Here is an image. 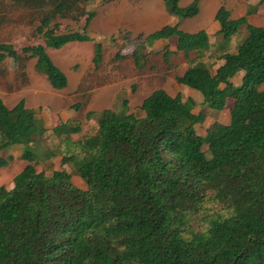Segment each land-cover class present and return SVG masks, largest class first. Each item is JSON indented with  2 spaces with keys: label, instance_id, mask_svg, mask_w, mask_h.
Returning a JSON list of instances; mask_svg holds the SVG:
<instances>
[{
  "label": "trees",
  "instance_id": "1",
  "mask_svg": "<svg viewBox=\"0 0 264 264\" xmlns=\"http://www.w3.org/2000/svg\"><path fill=\"white\" fill-rule=\"evenodd\" d=\"M92 1L0 0V25L10 24L9 9L27 12L32 36L43 43L22 55L12 44L0 43V66L15 59L22 73L32 59L37 76L66 88L68 79L47 50L91 39L71 30L54 34L50 27L58 20L78 23ZM164 1L180 19L200 11L199 0L186 9L180 0ZM261 7L264 0L238 19L224 6L217 10L222 63L214 71L203 60L211 50L209 35L185 33L178 24L149 35L143 45L173 37L174 50L114 56L117 62L132 58L138 71L158 74L176 68L182 57L189 66L174 77L178 85L201 93L208 109L222 112L228 99L233 107L228 124L203 136L196 126L206 115L193 113V99L162 89L143 100L140 114L130 112L127 99L119 109L88 113V119L97 117L95 135L76 143L81 156L63 158L73 164L85 190L65 171H36L42 156L57 155L40 150L39 139L49 129L24 99L13 108L0 100V152L18 147L27 163L10 190L0 187V264H264V24L248 22ZM244 29L231 52L233 38ZM92 62L99 70L100 43L94 44ZM50 132L70 144L81 129L66 122ZM12 160L0 158V168Z\"/></svg>",
  "mask_w": 264,
  "mask_h": 264
},
{
  "label": "rangeland",
  "instance_id": "2",
  "mask_svg": "<svg viewBox=\"0 0 264 264\" xmlns=\"http://www.w3.org/2000/svg\"><path fill=\"white\" fill-rule=\"evenodd\" d=\"M194 0H180L179 7L186 9ZM260 0H199V14L194 18L180 19L168 9L164 0H93L85 10L86 14L78 23L58 20L52 23V33L76 31L90 37L89 42L70 43L60 50H47L52 62L67 77L66 88H57L51 81L35 74V60L25 62L26 69L20 72L21 64L15 59L7 60L0 66V100L8 108H13L20 100L26 101L28 108L36 109L43 119L47 133L39 139L42 153L50 151L56 153L49 159L42 156L35 165L37 172L51 175L54 171H65L71 176V182L79 189L85 190L86 185L76 174L72 163H65L64 157L82 155L77 142L94 136L97 130L96 115L87 118L88 113H99L102 110L118 108L123 99L128 100L129 110L133 114H140L139 107L143 100L153 91L162 89L170 96L181 95L183 100L192 98L196 101L194 114L204 113L205 121L196 126L201 136L207 134L212 124L218 126L229 123V111L233 107V100L226 101L222 112L206 108L203 99L195 92H187L185 86L175 82L174 77L181 75L189 66L182 57L178 58L177 67L168 73L158 74L149 70L138 71L132 58L122 62L114 60L118 53L131 56L136 50L142 53L162 51L165 47L174 50L176 39L171 37L147 45L146 37L157 33L166 26L178 24L185 33L205 31L210 37L211 50L204 56V62L212 64L213 71L221 65L218 60L217 36L218 24L214 20L217 10L224 6L232 19L244 16L249 7H257ZM250 9V8H249ZM263 9V11H262ZM264 7L259 8L248 17L249 24L263 26ZM4 15V14H3ZM10 24L0 25V43H10L18 55L27 47L43 44L41 39L32 36L33 27L30 25L31 14L16 10H8ZM87 22V24H86ZM246 35L245 29L233 38L229 47L231 52L236 50ZM100 43L103 48V62L99 70L93 65L94 44ZM140 46L143 47L140 49ZM210 54H213L210 57ZM193 58V54H191ZM150 63L153 60L149 59ZM150 65H147L149 67ZM22 74L24 76H22ZM240 76L233 79L234 85H239ZM264 89V86H262ZM79 106V109L75 107ZM69 122L80 126L81 132L72 135L70 144L64 139L58 140L50 132L54 126ZM68 143V144H67ZM206 151L207 148L204 147ZM209 156V154H207ZM13 160L0 168V187L10 190L13 179L27 165L20 159V148H11L7 152H0V158Z\"/></svg>",
  "mask_w": 264,
  "mask_h": 264
},
{
  "label": "crops",
  "instance_id": "3",
  "mask_svg": "<svg viewBox=\"0 0 264 264\" xmlns=\"http://www.w3.org/2000/svg\"><path fill=\"white\" fill-rule=\"evenodd\" d=\"M175 46H176V43H175ZM190 58L192 59V56L190 55ZM239 85H235V86H240L241 85V82L239 81ZM187 91V92H195L197 95H199V96H201L202 97V99H203V96L201 95V93H199V92H196V91H192L191 89H189V88H187L186 87V89H184V91ZM188 99H192V98H188ZM193 101L196 103V101L193 99ZM204 102V99H203V101H202V103ZM204 104V103H203ZM215 125H218V124H212L211 125V127L209 128V129H211V128H213V127H215ZM209 129H208V131H209Z\"/></svg>",
  "mask_w": 264,
  "mask_h": 264
}]
</instances>
